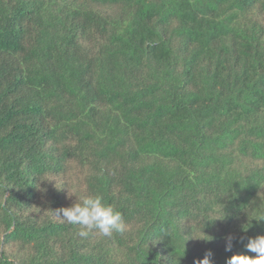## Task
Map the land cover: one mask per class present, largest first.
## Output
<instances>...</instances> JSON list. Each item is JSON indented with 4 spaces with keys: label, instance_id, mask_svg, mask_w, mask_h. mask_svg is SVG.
I'll return each mask as SVG.
<instances>
[{
    "label": "trees",
    "instance_id": "trees-1",
    "mask_svg": "<svg viewBox=\"0 0 264 264\" xmlns=\"http://www.w3.org/2000/svg\"><path fill=\"white\" fill-rule=\"evenodd\" d=\"M262 219L264 0H0V264H226Z\"/></svg>",
    "mask_w": 264,
    "mask_h": 264
},
{
    "label": "clouds",
    "instance_id": "clouds-1",
    "mask_svg": "<svg viewBox=\"0 0 264 264\" xmlns=\"http://www.w3.org/2000/svg\"><path fill=\"white\" fill-rule=\"evenodd\" d=\"M57 216L68 224L79 225L78 235L82 239L87 238L94 229L103 236L111 237L114 233L123 234L127 228L122 213L106 203L100 194L80 197L71 206L60 208ZM232 241L230 235L225 238L226 251H231ZM245 247L252 255L233 254L226 260V264H264V235L249 238ZM193 264H214L211 251L206 252L202 259H194Z\"/></svg>",
    "mask_w": 264,
    "mask_h": 264
}]
</instances>
